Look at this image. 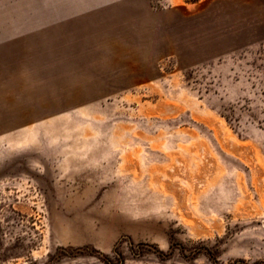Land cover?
Masks as SVG:
<instances>
[{
	"label": "rangeland",
	"instance_id": "rangeland-1",
	"mask_svg": "<svg viewBox=\"0 0 264 264\" xmlns=\"http://www.w3.org/2000/svg\"><path fill=\"white\" fill-rule=\"evenodd\" d=\"M0 264H264V0H0Z\"/></svg>",
	"mask_w": 264,
	"mask_h": 264
}]
</instances>
